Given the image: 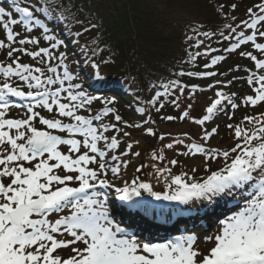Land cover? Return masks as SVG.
I'll return each instance as SVG.
<instances>
[{
	"label": "snow or ice",
	"instance_id": "snow-or-ice-1",
	"mask_svg": "<svg viewBox=\"0 0 264 264\" xmlns=\"http://www.w3.org/2000/svg\"><path fill=\"white\" fill-rule=\"evenodd\" d=\"M9 2L12 5L9 10L0 7V30L7 39V43L0 41V48L10 49L7 53L9 59L19 53L43 65V70L41 67L19 63V56L10 65L0 63V76L5 81L0 84V264H264V119L247 117L242 122L253 126L254 131L251 133L229 124L227 127L233 131L235 141H242L236 143L230 151L206 150L198 144H184L181 139L164 145L167 149L183 145L187 151L177 153L180 156L199 155L204 157L205 162L218 159L224 161V167L212 172L203 182L188 183L183 176H176L166 185L163 194L153 192L147 183H139L138 186L131 187V190L129 187L114 189L121 193L117 197L121 201L138 197L141 191L156 201H173L182 205L192 201L210 202L217 197H230L236 191L246 200L238 213L222 222L219 235L212 238L214 246L206 254L194 250L193 236L180 237L164 244H138L134 239L128 238V233L110 218L107 194L97 191L112 187L101 177L109 172L118 175V169L106 168L105 162L107 153L115 150L119 141L115 136L109 140L104 135L118 130L103 123L104 118L110 115H113L115 121L121 122V118L115 116L114 110L108 107L115 102L88 96L80 90L79 83L71 85L70 82L78 77L68 71L66 54L59 52L56 56L51 55L53 50L64 47V44L51 34V29L41 19L34 18V12L41 13L53 25L63 22L62 15L53 17L43 6L35 9L31 5L20 6L19 0ZM49 2L54 3L55 0ZM223 7L220 6L221 9ZM231 9L235 10L234 4ZM13 13L20 18L12 19ZM246 15L250 19L236 27L232 24L224 25L229 35L221 31L222 41L235 38V43L224 51L235 53L242 45L251 43L256 52L264 53V43H256L258 38L264 39V30L260 27L264 24V3L255 4L247 10ZM17 25L22 26L26 33H32L34 28L41 30L43 40L50 47L40 48L35 52L27 51L24 45L35 46L39 41L34 38L19 39L20 34L13 32V26ZM238 28L241 31L238 32ZM245 28L253 30V34L245 36ZM201 35L212 39V33L203 32ZM14 44L21 47H13ZM194 47L198 48L200 44L197 43ZM218 51L220 49H211V52ZM197 55L207 56L209 53H189L188 62H194ZM242 55L256 69L264 70V59L258 60L251 53ZM224 59L222 54L215 56L205 64V68H212ZM52 61H56V65L48 66ZM83 63L93 71L98 68L96 63H89L88 60ZM58 69L62 73L58 74ZM176 75L192 77L194 73L178 72ZM207 76L215 77L217 73L211 71L200 78ZM15 81H19L28 91L13 87L12 82ZM66 82L70 86L65 87ZM246 83L249 86L255 83L258 87L252 88L255 95L246 97L243 105L255 108L264 103V76L253 73L246 79ZM159 87L163 90L156 92L150 101L156 112L164 106H156L159 98L171 96L178 89V96L170 101L173 106H177L179 96L185 91V86L176 81L160 84ZM210 87L214 88L216 85ZM223 87L227 88L228 85ZM208 90L193 87L191 92ZM214 94L216 99L205 109L206 114L200 119L190 120L201 128L204 134L200 138L204 141L216 134L215 129L211 132L204 130L206 122L211 121L226 106L230 109L237 107L222 92L216 91ZM7 98L31 103H9ZM94 101L105 107L92 115L88 108ZM9 108H24L26 118L5 119ZM36 109H43L54 118L46 119L39 111H34ZM139 111L143 115L144 109ZM179 118L190 119L187 111ZM65 119L67 123L63 122ZM166 119L172 121L175 118L169 116ZM229 119L232 117L229 116ZM34 121L47 131L37 130L33 126ZM253 121L256 123L253 124ZM149 123L150 120H144V125ZM144 125L124 124L123 127L140 129ZM123 135L127 137L128 132H123ZM144 135L153 137L156 134L149 129ZM158 139L164 140L165 137L159 136ZM101 143L104 144L103 149L98 147ZM60 146L66 147L67 153H62ZM132 147V144H128L122 155L127 156L128 149ZM134 155L138 156L139 153ZM151 159L158 161L164 157L154 153ZM112 160H116V157L113 156ZM170 163L175 166L176 161ZM90 165L95 168L89 167ZM164 172H170V169L165 167L158 175H163ZM254 173H258L259 178ZM188 180L191 181L192 177H188ZM169 188L173 190L169 192ZM66 209L70 210V215L50 221V216ZM54 236L61 239L57 240ZM65 236L70 239L65 241ZM58 250H70L71 255L63 259L54 255Z\"/></svg>",
	"mask_w": 264,
	"mask_h": 264
},
{
	"label": "trees",
	"instance_id": "trees-1",
	"mask_svg": "<svg viewBox=\"0 0 264 264\" xmlns=\"http://www.w3.org/2000/svg\"><path fill=\"white\" fill-rule=\"evenodd\" d=\"M19 3L20 6L31 5L33 9L43 6L53 17L58 14L62 15L63 22L53 25L52 21L43 17L41 13L34 12V18L41 19L51 29V34L64 44V47L53 50L51 55L56 56L59 52H64L67 56L65 63L68 65V71L71 75L78 77L70 82L71 85L81 84L80 90L90 97H99L105 101L113 100L115 103L108 106L118 109L120 117L123 118L121 122H117L113 121V115L108 116V125L118 131L107 132V135L108 138L115 136L119 141L116 149L121 152V158L117 163L111 164V167L118 169L119 174L114 176L115 178L113 176L105 177L104 180L112 186L108 192V201L113 214L127 226L132 238L142 239L146 242L162 241L159 237L165 235L166 232L169 234L180 233L183 228L187 229V227L206 230L215 221L235 214L233 210L226 208L225 201L226 199L240 200L244 198L239 191H236L233 196L217 197L210 202L192 201L187 205L178 204L175 211L180 210L179 213H181L183 210L196 206L203 210L204 217L199 220L193 218L187 223H178L169 230L166 228L167 226H161L157 219L150 221L149 215L144 217L136 211L129 212L125 208L117 206L115 195L119 196L121 193H117L114 189L134 182V177L138 173L137 169H140L139 172L143 175L145 180L143 183L149 184L155 193L162 194L166 185L176 176H183L184 181L188 183L203 182L212 172L219 171L224 167V161L219 159L214 162L211 160L205 162L202 156H180L173 149L165 148L170 159L160 165L161 170L147 168L146 155L156 153L163 141L158 139L154 143L147 139L148 136H145L144 132L150 129L155 134H159L168 129L167 123H169L166 119L168 116L162 111V108L156 112L150 103L155 93L163 90L159 87L160 84H170L172 81H176L177 84L185 86L184 92L191 91L193 87L209 89L206 92H192L194 95L200 96L204 113L205 109L216 99L214 94L216 91L230 97L232 103L237 105L231 112L230 108L226 106L211 121L206 122L204 125L206 132L216 130V134L207 141L200 138L204 133L197 125L194 126L197 130L196 135L183 131L187 135L186 137L191 138L190 140L186 139L188 140L186 144L194 143L203 146L206 150L216 149L218 152L230 151L236 143H242V141H235L233 131L227 127L229 124L234 127L239 126L251 133L254 131L253 126L242 122L247 117L264 119V116L261 115L264 114V110L259 112L256 108L243 105L246 97L255 95L252 88L256 87L255 83L251 86L246 83L249 75L243 68L253 64L242 55V53H248L249 49L252 50L248 47L249 45H242L235 53L225 51L223 55L225 59H231L237 63L234 67L225 71H217L215 77L200 78L213 71L212 68H217V65L205 68V64L218 55L223 47L233 44L235 38L222 41L220 33L224 31L225 35H229L224 29V25L232 24L233 27H236L239 23L241 19L239 7L232 10L225 0H195L194 5L189 0H55L54 3L49 0H19ZM221 5L224 6L223 9L220 8ZM0 6L4 7L6 11L12 7L9 0H0ZM242 12L244 15L247 13L245 10ZM11 18L19 19L20 17L13 13ZM237 31L239 32L241 29L238 28ZM13 32L20 34L19 39L34 38L39 41V44L35 46H23L29 52L50 47L43 40L42 31L37 28H34L32 33H26L22 26L17 25L13 26ZM203 32L212 33V39L203 37L201 35ZM77 33L80 35H76ZM0 37L2 38L0 41L7 43L2 30H0ZM190 37L191 39H189ZM217 41L221 42L217 43ZM197 43L200 44L198 48L194 47ZM12 46L21 47L19 44ZM213 48L220 49V51L211 52ZM9 50L4 48L3 52V61L6 63L11 64V61L19 56V63L41 67L43 70V65L19 53L9 59L7 57ZM205 52H208L209 55H197L194 62H188L189 53L195 55ZM84 60L96 63L98 68L93 71L83 63ZM55 65L56 61H52L48 66ZM233 69L240 70L233 71ZM178 72H192L194 75L192 77L178 76L176 75ZM59 73H62V70L58 69ZM0 81H4L2 76H0ZM67 85L69 82H66L64 86ZM212 85H216V87L211 88ZM224 85H228V87L225 88ZM176 92L178 93L179 90L172 93ZM165 97L159 98L156 106L163 104ZM100 107H103L100 109L102 110L105 106L94 101L89 106L88 112L98 111ZM141 108L144 109L143 115L139 111ZM227 109H229L228 112H226ZM223 116H231L232 119L221 124ZM145 119L150 120V123L144 125ZM137 123L144 126L140 129L123 127L124 124ZM255 123L256 121H253V124ZM123 132H128V136L125 137ZM164 135L168 136L167 133H163ZM128 144H132L133 147L128 149L127 156L122 155ZM181 148V152L187 151L183 146ZM135 153H139V155H134ZM173 160L176 161L175 166L170 163ZM165 167L169 168L170 172L158 175ZM254 175L258 178V173H254ZM188 177H192V180L189 181ZM172 190L169 188V192ZM137 200V197L131 199V201ZM162 207L159 212L165 213L168 220L164 222V225H167L172 215L163 211ZM155 210L152 211L157 213Z\"/></svg>",
	"mask_w": 264,
	"mask_h": 264
},
{
	"label": "rangeland",
	"instance_id": "rangeland-1",
	"mask_svg": "<svg viewBox=\"0 0 264 264\" xmlns=\"http://www.w3.org/2000/svg\"><path fill=\"white\" fill-rule=\"evenodd\" d=\"M189 2L194 5L193 2H195V0H189ZM225 3L228 5V6H232L233 4L235 5V8H238L240 9L241 11V19L239 20V23L238 24H242L243 21L245 20H249L250 17H248L247 15H244V12L242 11H247L249 8H253V6L255 4H258V3H264V0H225ZM1 7V6H0ZM195 7V6H194ZM244 15V16H243ZM261 29L264 30V24H262L261 26ZM240 29V28H239ZM244 34L245 36L249 35V34H253V30H248V29H244ZM0 40H2V38L0 37ZM233 43H235V39L233 41ZM256 43H264V39H257ZM232 45V44H231ZM231 45H229L228 47H230ZM249 45L248 47L251 48L252 50H248L247 52L248 53H251L253 56H256L258 60L260 59H264V53H259V52H256L255 49H254V46L250 43V44H247ZM228 47H223L222 51H220L218 53V55H224L225 54V51L224 49L228 48ZM3 52H4V48H0V63H2L3 65H6L7 63L5 61H3ZM247 54V53H246ZM216 55V54H215ZM216 55V56H218ZM214 58V57H213ZM211 61V60H210ZM209 61V62H210ZM237 63L234 62V60H231V59H224L222 60L219 64H217V68H212L213 71L217 72V71H225V70H229L231 69L232 67H234ZM252 70V74L255 73L256 75H259V76H264V70H259V69H256L254 67V64H250L249 65ZM246 66H244L243 68H245ZM257 71V72H256ZM252 74H249L250 76ZM22 84H18L17 81L15 82H12V86L13 87H19L20 90L22 91H25L27 92L28 89H26L25 87L20 86ZM257 85V84H256ZM258 86V85H257ZM178 96V93H172L171 96H167L165 97V101L163 103V107H162V111L169 117V116H172L174 117L175 119L172 120V121H169V123H167V127L168 129H165V131L159 133V134H156L155 136L153 137H148L147 139L151 140L152 142L156 143L157 140H158V137L159 136H163V133H167L168 136L165 137L164 140H162L163 144L160 146L159 149H157V154L159 155H162L164 157L163 160H158V161H154L151 159V155H146V166L149 170H161L160 168V165L167 162L168 160L167 159H170L169 156L166 154L165 152V147L164 145L168 144V143H174V141L176 139H181L183 140V143L186 144L188 140H186V134L183 133V131H187L189 132L190 134L192 135H196L197 134V130L195 129V125L192 124L190 122L191 119H200L202 118V116H204V112H203V109H202V104H201V98L200 96L198 95H194L190 90H187L186 92L183 93V95H180L178 100H177V106H173L170 101L177 97ZM180 99H182L180 101ZM63 102V101H62ZM65 103V102H64ZM111 107V106H109ZM101 108L103 107H100L98 109V111H89V113H91L92 115H95L97 112H100ZM259 112L260 110L263 111L264 109V103H261L260 105H258L257 107H255ZM10 109L7 110V115L5 116V119H8V118H16V119H20V120H23L26 118L27 114L23 113L21 115H18V112H20L18 109H14L12 111H9ZM103 110V109H102ZM114 110V115L115 116H119L120 117V114H119V111L118 109H113ZM229 109L226 110V112H228ZM34 111H39L40 112V115L43 116L44 118L46 119H53V115L52 114H48L46 113L43 109H36ZM187 111L188 112V115H189V118L190 119H185V120H180V116L183 114V112ZM232 111V109H230V112ZM230 114V113H229ZM58 118V117H56ZM121 118V117H120ZM108 119L109 117H106L104 118L103 120V123H106L108 124ZM123 118H121L122 120ZM115 119H113L114 121ZM125 120V119H124ZM123 120V121H124ZM230 120L229 119V116L228 117H222L221 119V124L222 123H225L226 121ZM63 122H68L66 119L63 121ZM33 126L37 129V130H41V131H47L46 128H44V126H41L38 124V122L34 121L33 122ZM94 126H96L94 124ZM12 133H10L11 135ZM107 138H108V135L107 133L104 134ZM109 140L111 138H108ZM181 146L183 145H176L173 150L175 152H178V153H181ZM98 147L103 149L104 148V144L101 143V144H98ZM157 148V146H156ZM5 150H7L6 146H5ZM59 150L62 152V153H67V148L64 147V146H60ZM83 151V150H82ZM121 152H119L118 149H115V150H112L111 151V154H110V159H108V155L106 156V162H105V167L106 168H109L108 166V161L107 160H110V162H112V157L115 156L116 157V160H114L113 162L116 163L120 160L121 158ZM26 167H30L29 165H25ZM89 167L91 168H95V166H92L90 165ZM138 173H136V175L138 176V181L143 183L145 182L144 178H143V175L140 174L139 171H137ZM59 174V173H58ZM119 174V172H118ZM107 177L109 176H116V175H113L111 172H109L107 175H105ZM106 177V178H107ZM102 179L104 178L101 177ZM115 178V177H114ZM3 183L7 184L8 181H2ZM134 182H129L127 183L125 186L123 187H120V188H124V187H129V190H131V187L134 186ZM119 188V187H117ZM118 193V192H117ZM164 193V192H163ZM160 205H163L165 207H162V208H167L168 211H171L172 208L174 207L173 205L171 204H168V203H160L156 208L151 206V208H154L156 209L155 211H159V209L161 208ZM175 208V207H174ZM148 213V209L146 211ZM71 212H68L67 214H63L61 216H67V215H70ZM60 216V217H61ZM60 217H57V219H59ZM56 219H54L55 221ZM52 221V222H54ZM222 222L223 219L221 220H217L214 222V224L210 225V227L206 230H200L198 229L199 231L195 232L196 233V240H195V245H194V250L196 251H199L201 252L202 254H206L208 252V250H210L213 246H214V243L211 242L212 241V238H214L216 235H219L220 233V230H221V227H222ZM55 239L57 240H60L61 238L59 236H54ZM65 241L69 240L70 238L65 236L63 238ZM77 247H80V245H77ZM54 255H59L61 258L63 259H67L70 255H71V252L70 250H58L57 253H55Z\"/></svg>",
	"mask_w": 264,
	"mask_h": 264
},
{
	"label": "water",
	"instance_id": "water-1",
	"mask_svg": "<svg viewBox=\"0 0 264 264\" xmlns=\"http://www.w3.org/2000/svg\"><path fill=\"white\" fill-rule=\"evenodd\" d=\"M140 182L138 181V176L135 175V186H138ZM141 194L144 195V197L150 198V196H148L146 193H144L143 191H141Z\"/></svg>",
	"mask_w": 264,
	"mask_h": 264
}]
</instances>
